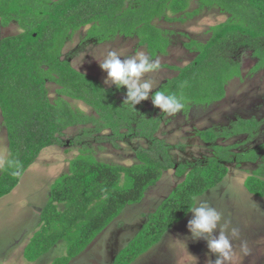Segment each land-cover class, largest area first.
Here are the masks:
<instances>
[{"label":"trees","instance_id":"trees-1","mask_svg":"<svg viewBox=\"0 0 264 264\" xmlns=\"http://www.w3.org/2000/svg\"><path fill=\"white\" fill-rule=\"evenodd\" d=\"M129 1L132 6H127ZM190 1L193 0H0V25L15 23L21 29L20 34L0 40V112L9 151L0 174V198L12 192L44 149L63 146L61 135L72 126L91 123L95 134L108 130L110 135L99 140L113 144L128 135L149 143L147 149L136 150V165L124 167L95 158L90 144L92 133L77 136L74 144L79 154L70 161L69 173L53 182L39 229L24 249L28 262H35L62 241L66 255L53 264H70L127 206L141 202L146 191L169 170L183 181L146 217L113 264H132L159 243L173 225L190 213L196 200L193 197L202 196L225 179L231 163L240 166L261 159L262 163L245 179L244 187L251 195L264 198V157L259 149L237 154L233 152L237 145L215 144L233 136H253L259 121L237 119L225 130L198 131L199 139L211 145L212 156L191 168L176 165L170 147L156 138L159 119L137 117L118 103L115 90L61 60L67 41L85 27H89L87 40L102 44L117 36H135L150 58L164 55L170 45L169 36L154 21L165 19L168 9L175 14L186 11ZM194 1L199 6L188 16L216 8L228 18L211 29L206 43H187L186 47L196 53L194 59L184 67H171L177 74L156 90L182 97L185 113L193 107L220 102L228 84L240 78V63L224 56L234 39L262 42L261 46H250L257 59L251 72L264 67V0ZM48 83L58 87L54 102L49 100ZM66 98L84 103L96 117L73 110ZM9 161H16L19 167L9 166Z\"/></svg>","mask_w":264,"mask_h":264},{"label":"rangeland","instance_id":"rangeland-1","mask_svg":"<svg viewBox=\"0 0 264 264\" xmlns=\"http://www.w3.org/2000/svg\"><path fill=\"white\" fill-rule=\"evenodd\" d=\"M127 6H132V1L127 2ZM197 8L198 2L190 1L186 11L181 14H175L171 9L165 11V19L184 17L182 24H175L165 19L154 21L156 27L171 34L167 52L153 58L158 61L159 69L146 74V78L153 81V92L177 74V71L171 67H184L193 60L196 53L194 49L189 50L186 47L187 43L206 42L210 37L211 29L228 18L216 8L201 10L192 17L186 16V13H191ZM88 29L89 27H85L79 30L67 41L62 50L61 60L68 62L78 72L96 78L105 88L115 90L118 103L130 108L137 117L159 119L161 124L156 138L168 145L170 150L176 151L177 154L173 153L171 156L176 165L185 164L191 168L202 164L206 158L212 156V149L210 144L199 139L197 132L208 129L225 130L237 119L259 121L258 131L250 137L238 135L219 139L215 144L237 145L233 150L237 154L259 149L260 156L264 157V67L256 73L251 72L257 59L252 56L250 48V46H261L262 42L236 38L229 43L224 56L240 63L241 76L228 84L223 100L206 107H193L186 113L181 110L175 115H168L153 106L152 93L149 100L142 101L133 108L124 103L126 88L118 90L114 85L104 82L107 74L100 69L98 62L106 58L109 51H115L121 59L137 54L149 56L146 48L139 46L138 38L117 36L100 44L95 40L86 39ZM20 32V28L15 23L7 27L0 25V40ZM47 88L49 100L54 102L58 87L48 83ZM66 100L73 110L94 117L93 110L84 103L68 98ZM67 130L61 135L63 146L44 149L23 175L20 187L14 190L15 187L12 196L1 201L0 264H52L55 258L65 254L66 244L63 242L56 244L35 262H28L22 251L37 227L39 221L37 216L46 204V195L48 196L50 192L49 186L57 177L67 172L70 161L79 154V147L74 144L77 136L92 133L93 140L90 144L94 148L96 159L111 165L128 167L136 165V150L147 148L149 145H146L142 139L132 137H126L115 144L99 140L109 136L110 132L104 130L95 134V126L91 123L84 126L75 125ZM8 155L6 130L0 113V174ZM261 163L260 159L254 164L245 163L240 166H236L235 163L229 164L227 178L219 186L195 200V205L207 201L220 212L223 217L221 223L229 222L225 224L227 232L230 233L232 228L238 230V237L233 240L230 259L225 264H264V198L251 195L244 187L245 179ZM174 174V170L163 173L156 186L145 193L141 202L127 206L121 213L120 220H117L118 218L117 221L114 220L113 223L116 222L113 227L111 228V223L73 264H113L114 257L133 239L145 222L146 216L157 208L160 201L166 198L177 184L179 178L175 176L177 178L175 179ZM190 219H192L191 213L167 235L165 234L161 242L140 256L133 264H207V244L203 239L194 241L191 238L187 228ZM29 232L32 235L26 236ZM241 241L247 244V254L241 251Z\"/></svg>","mask_w":264,"mask_h":264},{"label":"clouds","instance_id":"clouds-1","mask_svg":"<svg viewBox=\"0 0 264 264\" xmlns=\"http://www.w3.org/2000/svg\"><path fill=\"white\" fill-rule=\"evenodd\" d=\"M98 63L100 69L107 74L105 84L114 85L118 90L126 88L124 103L135 108L142 101L149 100L150 93H153V81L146 78V74L159 69L158 61L143 54L121 59L115 51H109L106 58ZM151 102L160 112L168 115H175L184 108L182 97L166 94L164 91H155L151 95ZM13 165L19 167L16 161H9V166ZM193 199L196 198L193 197ZM188 212L192 214V219L187 225L191 238L194 241L203 239L207 244V264H225L230 259L233 240L238 237V230L232 228L230 233L227 232L225 224L229 222L222 224L221 213L207 201L199 205L194 204ZM240 248L247 254L246 242L241 241Z\"/></svg>","mask_w":264,"mask_h":264},{"label":"crops","instance_id":"crops-1","mask_svg":"<svg viewBox=\"0 0 264 264\" xmlns=\"http://www.w3.org/2000/svg\"><path fill=\"white\" fill-rule=\"evenodd\" d=\"M52 1H55V0H52ZM193 1H194V0H193ZM196 2H197V1H196ZM198 6H199V4H198ZM206 10H207V9H206ZM191 13H192V12H191ZM180 14H181V13H180ZM189 14H190V13H188V14L186 13V16H187V17H192V16H188ZM175 19H176L175 21H172V22H174L175 24H178V23H181V24H182V23H184V20H185L184 17H179V16H176ZM11 24H12V23H11ZM11 24H10V25H11ZM1 27H2V26H1ZM20 30H21V29H20ZM164 31H166V30H164ZM166 32H167V31H166ZM20 33H21V32H20ZM20 33H19V34H20ZM167 33H168V36L171 34L170 32H167ZM17 35H18V34H17ZM209 38H210V37H209ZM209 38H208V39H209ZM207 41H208V40H207ZM207 41H206V42H207ZM206 42H204V43H206ZM197 43H199V42L197 41ZM204 43H202V44H204ZM193 59H194V58H193ZM115 94H116V93H115ZM116 98H117V97H116ZM214 104H215V103H214ZM199 107H202V106H199ZM205 107H206V106H205ZM191 109H192V108H191ZM191 109H190V110H191ZM0 113H1V112H0ZM89 117H90V116H89ZM94 117H96V116L94 115ZM79 126H84V125H79ZM72 127H73V126H72ZM70 128H71V127H70ZM68 129H69V128H68ZM66 131H68V130L66 129L63 133H65ZM127 137L136 138V137H134L133 135H128ZM125 138H126V137H125ZM125 138H124V139H125ZM124 139H123V140H124ZM137 139H142V138H137ZM121 141H122V140H121ZM142 141H145V142H146V145L149 144L145 139H142ZM51 147H52V146H51ZM55 147H57V146H55ZM148 147H149V145H148ZM148 147H147V148H148ZM143 148H144V147H143ZM147 148H144V149H147ZM175 152H176V151H174V150L171 149V150L169 151V153L171 154L170 156H172L173 153H174V154H177V153H175ZM94 156H95V155H94ZM74 158H75V157H74ZM74 158H73V159H74ZM95 158H96V157H95ZM171 158H172V157H171ZM73 159H72V160H73ZM136 160H137V159H136ZM103 163H104V162H103ZM137 163H138V161H137ZM137 163H136V164H137ZM110 165H111V164H110ZM119 166H121V165H119ZM124 167H128V166H124ZM129 167H130V166H129ZM68 173H69V167H68V169H67V172L64 173L63 175H66V174H68ZM24 174H25V173H24ZM24 174H23V175H24ZM23 175H22V177H23ZM63 175H61V176H63ZM228 175H229V173H228ZM228 175H227V176H228ZM61 176H59V177H61ZM175 176H176V175L174 174V177H175ZM227 176L225 177V179L227 178ZM22 177L20 178L19 183H18V185L16 186V188H15L14 190H16L17 188L20 187V181H21ZM59 177H57V178H59ZM176 177H177V176H176ZM176 177H175V179H177ZM57 178H56V179H57ZM178 178H179V179H177L178 182H177V184L174 186V188L178 185V183H181V182L183 181V179H182L183 177H181V178L178 177ZM56 179H55V180H56ZM165 179H166V178H165ZM165 179H163V181H164ZM225 179H224V180H225ZM55 180H54V181H55ZM180 180H181V181H180ZM224 180H223V181H224ZM54 181H53V182H54ZM223 181H222V182H223ZM53 182L51 183V186H52ZM158 182H159V181H158ZM158 182H157V183H158ZM161 182H162V181H161ZM222 182H221V183H222ZM221 183H220V184H221ZM21 184H22V181H21ZM220 184H219V185H220ZM159 185H160V183H159ZM219 185H218V186H219ZM51 186H49V187L51 188ZM154 186H156V185H154ZM152 187H153V186H152ZM216 187H217V186H216ZM150 188H151V187H150ZM150 188L146 191L147 193L151 190ZM174 188H173V189H174ZM173 189H172V190H173ZM14 190H13L12 192H14ZM12 192H11L10 194H8V195H6V196L0 198V208H1V201H2L3 199H6V198L12 196ZM170 193H171V191H170ZM170 193H169V194H170ZM46 194H47V193H46ZM169 194H168V195H169ZM49 196H50V192H49L48 196L46 195V200H47V201H46V204H47V202H48ZM164 199H165V198H164ZM164 199H162L160 202H162ZM46 204L44 205V207L46 206ZM159 205H160V203L158 204V206H159ZM158 206H157V207H158ZM44 207H43V208H44ZM33 208H34V207H33ZM43 208L41 209V212H42ZM156 209H157V208H156ZM156 209H155V210H156ZM155 210H154V211H155ZM33 211H34V209H33ZM41 212H40V213L38 214V216H37V218H38L39 221H38V224H37V227H36L35 231L32 233L33 235H34V233L39 229ZM121 213H123V211H122ZM151 213H152V212H151ZM149 214H150V213H149ZM33 215H35L34 212H33ZM119 216H120V217H119ZM119 216L117 217L118 219L116 218L117 220H120V218L122 217V214H120ZM147 216H148V215H147ZM147 216H146V217H147ZM35 218H36V215H35ZM185 218H186V217H185ZM116 219H115V220H116ZM117 220H116V221H117ZM145 220H146V219H145ZM116 221H115V222H116ZM182 221H183V220H182ZM182 221H181V222H182ZM115 222H114V223H115ZM114 223L112 222V224H111V228L113 227L112 225H114ZM179 223H180V222H179ZM177 224H178V223H177ZM177 224L173 225V226H172V227H171V228H170L165 234L167 235V234L170 232V230H171L174 226H176ZM141 227H142V226H141ZM111 228H109V230H110ZM139 230H140V229H139ZM107 232H108V231H107ZM32 234H31V232H29L26 236H28V235L31 236ZM136 234H137V233H136ZM136 234H135V235H136ZM165 234H164V236H166ZM33 235L30 237V239L28 238V240H27L28 242L26 243L25 247L28 245V243L30 242V240H31V238L33 237ZM99 235H100V234H99ZM99 235H98V236H99ZM98 236H97V237H98ZM164 236H163V237H164ZM97 237H96V238H97ZM163 237H162V238H163ZM25 238H26V237H25ZM25 238H24V239H25ZM96 238H95V239H96ZM161 240H162V239H161ZM160 242H161V241H160ZM59 243H62V241L58 242L57 244H59ZM63 243H64V242H63ZM157 244H158V243H157ZM55 246H56V245H55ZM55 246H54V247H55ZM155 246H156V245H155ZM25 247H24V249H25ZM24 249H23V251H22L23 256H24ZM51 249H52V248H51ZM86 249H87V248H86ZM86 249H85V250H86ZM83 252H84V251H83ZM83 252H82V253H83ZM82 253H81V254H82ZM117 254H118V253H117ZM65 255H66V251H65V254H64L62 257H64ZM62 257H58V258H55V259H59V258H62ZM114 258H115V257H114ZM139 258H140V257H139ZM55 259H54V260H55ZM37 260H38V259H37ZM37 260H36V261H37ZM52 260H53V259H52ZM54 260H53V261H54ZM77 260H78V256H77L76 258H74L73 260H71L70 264H73V263L76 262ZM113 260H114V259H113ZM137 260H138V259H137ZM53 261H52V264H53ZM133 263H134V262H133ZM133 263H132V264H133Z\"/></svg>","mask_w":264,"mask_h":264}]
</instances>
